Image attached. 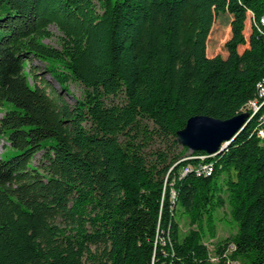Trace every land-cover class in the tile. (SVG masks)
<instances>
[{"label": "trees", "instance_id": "trees-1", "mask_svg": "<svg viewBox=\"0 0 264 264\" xmlns=\"http://www.w3.org/2000/svg\"><path fill=\"white\" fill-rule=\"evenodd\" d=\"M215 14L224 57L206 56ZM263 79L264 0H0V264H264ZM240 112L214 153L176 141L191 116ZM221 173L235 231L212 262Z\"/></svg>", "mask_w": 264, "mask_h": 264}, {"label": "rangeland", "instance_id": "rangeland-1", "mask_svg": "<svg viewBox=\"0 0 264 264\" xmlns=\"http://www.w3.org/2000/svg\"><path fill=\"white\" fill-rule=\"evenodd\" d=\"M230 22L231 19L227 14H215L213 16L211 27L205 40L206 56H213L215 54H218L222 57L225 56L223 42L229 36ZM49 30L51 32V37L42 40V42L52 46H58L57 36L60 35V33L54 26H49ZM248 33H249V26H248V21H246L243 29V35L245 39ZM241 48L242 46H239L238 51H240ZM36 64L42 67L40 64L38 63ZM43 78L48 82V85L51 88H53L55 91H59V87L57 83L54 80H52L47 74L43 73ZM64 85L68 92H65L64 90H60V92L63 93L64 98L69 103H72L73 100L71 99L70 94H73L74 96H79L81 93V86L78 83L72 81L68 77L67 79L64 80ZM152 144H153L152 147H159V148L162 147V145L157 141H153ZM4 151L7 152L3 153ZM7 154H10V150L7 147L6 143L0 140V156L4 158ZM37 159H38V154L34 156L32 162L35 163ZM225 178H226L225 173H221L217 179L218 185L221 189L220 193L222 194V197L224 199V203L221 207H217L212 211L211 227H208L206 224H203V229H202L203 237H204L202 241L206 245L209 261L212 262L215 261L216 244L220 243L224 238H228L232 236L235 231V224L230 215V203L224 189ZM175 218L178 222L180 236H183L187 234L189 231L195 229V226L189 222L187 216L183 214L178 208L176 209Z\"/></svg>", "mask_w": 264, "mask_h": 264}, {"label": "water", "instance_id": "water-1", "mask_svg": "<svg viewBox=\"0 0 264 264\" xmlns=\"http://www.w3.org/2000/svg\"><path fill=\"white\" fill-rule=\"evenodd\" d=\"M246 116L245 112L223 120L205 115L191 116L186 119L184 126L176 131V141L190 151L214 153L221 143L236 133Z\"/></svg>", "mask_w": 264, "mask_h": 264}, {"label": "built area", "instance_id": "built-area-1", "mask_svg": "<svg viewBox=\"0 0 264 264\" xmlns=\"http://www.w3.org/2000/svg\"><path fill=\"white\" fill-rule=\"evenodd\" d=\"M256 99H259V100H261V99H264V79L260 82V90H259V92L257 93V97H256ZM252 100V104L250 105V107H249V109L250 108H252L253 106H254V104L257 102V100ZM248 109V110H249ZM259 135H262V132L261 131H259ZM201 170L202 171H209L210 169H209V166H207V165H202L201 166Z\"/></svg>", "mask_w": 264, "mask_h": 264}, {"label": "bare ground", "instance_id": "bare-ground-1", "mask_svg": "<svg viewBox=\"0 0 264 264\" xmlns=\"http://www.w3.org/2000/svg\"><path fill=\"white\" fill-rule=\"evenodd\" d=\"M258 88H259V90H260V85L258 86ZM256 103H257V102H256ZM256 103H255V104H256ZM255 104H254V105H255ZM253 107H254V106H253ZM250 109H251V108H250ZM250 109H249V110H250Z\"/></svg>", "mask_w": 264, "mask_h": 264}]
</instances>
